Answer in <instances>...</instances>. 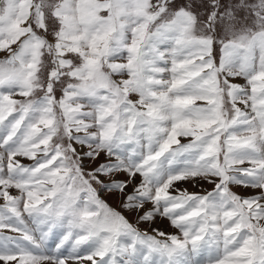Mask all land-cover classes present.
Masks as SVG:
<instances>
[{
  "label": "snow or ice",
  "instance_id": "obj_1",
  "mask_svg": "<svg viewBox=\"0 0 264 264\" xmlns=\"http://www.w3.org/2000/svg\"><path fill=\"white\" fill-rule=\"evenodd\" d=\"M0 264H264V0H0Z\"/></svg>",
  "mask_w": 264,
  "mask_h": 264
},
{
  "label": "rangeland",
  "instance_id": "obj_2",
  "mask_svg": "<svg viewBox=\"0 0 264 264\" xmlns=\"http://www.w3.org/2000/svg\"><path fill=\"white\" fill-rule=\"evenodd\" d=\"M110 203H113V201L109 200ZM115 206V205H114ZM159 225L162 226L163 229H165L164 231H167V232H172L174 231V229L170 228L168 225H167V222L166 221H163V222H159ZM146 227V226H145Z\"/></svg>",
  "mask_w": 264,
  "mask_h": 264
},
{
  "label": "bare ground",
  "instance_id": "obj_3",
  "mask_svg": "<svg viewBox=\"0 0 264 264\" xmlns=\"http://www.w3.org/2000/svg\"><path fill=\"white\" fill-rule=\"evenodd\" d=\"M158 226H159L162 230H165V229H163L162 226H160L159 224H158Z\"/></svg>",
  "mask_w": 264,
  "mask_h": 264
}]
</instances>
